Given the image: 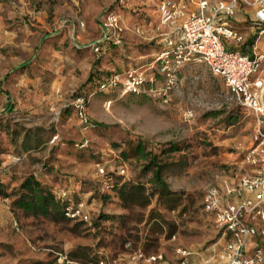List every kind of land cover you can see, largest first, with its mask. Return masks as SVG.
Segmentation results:
<instances>
[{
  "label": "rangeland",
  "instance_id": "1",
  "mask_svg": "<svg viewBox=\"0 0 264 264\" xmlns=\"http://www.w3.org/2000/svg\"><path fill=\"white\" fill-rule=\"evenodd\" d=\"M161 1L0 0V188L9 194H0V264H153L135 255L173 261L180 249L209 256L221 247L205 193L251 172L255 115L201 61L181 67L168 101L99 89L101 75L133 68L165 85L157 56L185 16L163 22ZM109 10L124 30L98 54L92 45ZM81 95L89 124L75 107ZM140 139L169 163V195L135 153ZM171 143L181 149L166 151ZM30 174L82 200L84 214L55 219L15 207ZM116 181L145 188L127 201Z\"/></svg>",
  "mask_w": 264,
  "mask_h": 264
},
{
  "label": "built area",
  "instance_id": "2",
  "mask_svg": "<svg viewBox=\"0 0 264 264\" xmlns=\"http://www.w3.org/2000/svg\"><path fill=\"white\" fill-rule=\"evenodd\" d=\"M196 2L197 10L189 13L185 0H162L160 3L163 22L185 16L176 30L167 33L165 49L157 56L164 86H158L156 75L133 68L104 77L101 88L119 94L150 93L168 101L167 91L177 84L181 67L191 61L205 62L214 75L224 79L238 102L256 117L258 125L246 154L251 172L244 173L236 181L226 182L223 188L211 187L205 193V210L213 214L223 241L220 248H214L212 257L194 261L191 259L194 253L187 249H180L173 261H163L162 255L146 257L139 253L135 257L157 264H264V51L250 55L239 49H229L224 41V38L243 39L230 22L242 5L253 6L257 21L264 23V0ZM103 23V34L92 45L98 54L107 43L119 44L118 36L124 30L121 15L115 10L107 11ZM263 32L264 29L260 31ZM75 107L81 120L89 124L86 97H77ZM84 206L83 201L77 207L72 205L67 214L79 217L84 214ZM64 264L74 263L68 260ZM97 264L110 263L102 259Z\"/></svg>",
  "mask_w": 264,
  "mask_h": 264
},
{
  "label": "trees",
  "instance_id": "3",
  "mask_svg": "<svg viewBox=\"0 0 264 264\" xmlns=\"http://www.w3.org/2000/svg\"><path fill=\"white\" fill-rule=\"evenodd\" d=\"M114 45L117 44L107 43L105 44L104 49H107V47H111ZM112 73L114 72L100 76V90L105 92H114L111 89L106 90L101 88V83L104 80V77L110 76ZM91 78L92 77L90 76L89 79ZM86 100L88 105L89 101L87 97ZM233 120L236 121L237 118H234ZM132 146L135 153L141 159L145 160L144 166L146 170L152 172L153 181L157 185L159 192L164 195H169L171 191L169 189L168 182L164 177V170L167 166H169V163H164L163 160L160 159L159 154L153 150H149L147 144L141 139L134 143ZM179 149H181L179 145L171 143V145L165 150L169 152ZM113 188L118 192L122 199L127 201H137V199L140 198V190L144 191L145 187L141 184L134 185L127 181H116V183L113 184ZM0 194L6 196L9 195L3 188H0ZM79 202H82V200L78 199L74 201V199L70 195H60L59 193H57V191H54L49 186L45 185L40 179H38L35 174H30L26 176L21 182L17 191V197L13 201V205L34 216H45L55 219H73L76 217L69 216L67 212L69 210V207H71L72 205H75L77 207ZM99 261L100 260L97 259V262Z\"/></svg>",
  "mask_w": 264,
  "mask_h": 264
},
{
  "label": "crops",
  "instance_id": "4",
  "mask_svg": "<svg viewBox=\"0 0 264 264\" xmlns=\"http://www.w3.org/2000/svg\"><path fill=\"white\" fill-rule=\"evenodd\" d=\"M185 3L187 4L188 9H191L192 11L197 10L198 8L196 0H185ZM230 22L232 26L243 35V39L240 41L226 39L225 44L229 49H239L250 55L264 51V32L260 33V31L264 29V23L257 21L255 8L253 6L242 5L233 18L231 17ZM214 248L216 247H213L210 250L211 253L209 256L203 253L199 254V256L192 255L191 259L198 261L212 257L214 254Z\"/></svg>",
  "mask_w": 264,
  "mask_h": 264
}]
</instances>
